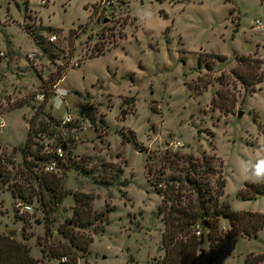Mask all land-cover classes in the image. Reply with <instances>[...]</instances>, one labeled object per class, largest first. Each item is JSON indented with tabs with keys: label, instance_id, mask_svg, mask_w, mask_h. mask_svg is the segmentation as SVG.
<instances>
[{
	"label": "rangeland",
	"instance_id": "1",
	"mask_svg": "<svg viewBox=\"0 0 264 264\" xmlns=\"http://www.w3.org/2000/svg\"><path fill=\"white\" fill-rule=\"evenodd\" d=\"M237 56L260 58L264 73V0H0V160L11 171L0 188V234L18 229L14 238L39 264H56L43 251L67 247L74 264H164L165 194L149 178L160 175L156 155L167 148L215 157L226 181L221 201L264 213V193L241 195L249 183L264 185L248 178L264 160V80L245 90L231 74ZM49 113L74 121L55 129ZM31 119L45 133L40 141L65 142L67 154L61 185L51 191L30 180L33 193L22 201L18 185L32 178L21 152ZM229 228L221 217L219 229ZM259 255L264 229L226 238L213 253L206 229L196 264H249Z\"/></svg>",
	"mask_w": 264,
	"mask_h": 264
},
{
	"label": "trees",
	"instance_id": "2",
	"mask_svg": "<svg viewBox=\"0 0 264 264\" xmlns=\"http://www.w3.org/2000/svg\"><path fill=\"white\" fill-rule=\"evenodd\" d=\"M48 30L51 31V34L54 31L53 28ZM35 41L41 43L37 35ZM47 42L54 44L48 38ZM41 46L47 49L45 43H41ZM103 50V48L97 49L92 54L93 57L103 55ZM262 63L263 61L258 57L237 56V65L231 70V74L244 85L245 90L250 94L254 93L256 85L264 80ZM219 94L220 92L216 93V96ZM216 98L213 99L214 103ZM50 114V119L56 121L57 119L55 120V117ZM56 122L54 128L71 124L61 125L59 119ZM37 123L35 119L30 120V131L25 145L21 148L23 158L29 159L28 165L32 175V178L24 177V187L18 185L22 201H26L25 199L31 197L33 193L31 192L33 183L30 180L45 186L48 190L55 191L61 185L60 178L63 175V172H60L61 167L56 173L44 172V164L56 157L54 154L45 152V150L51 151L55 146L51 148L49 142L40 141L46 136L44 132L36 131ZM42 133L44 134L42 135ZM132 134L134 133L132 132ZM58 143V145L63 146L65 151L67 150L65 142L59 141ZM157 157H160L158 170H161V173L155 179L149 178V180L158 189L159 193L165 194L158 208V214L162 216L164 224L162 239L165 249L164 264L168 260L171 263L174 262V264H196L198 244L206 229H208L211 253L219 246V242L226 238L233 239L240 235L257 238L258 233L264 229V213L236 211L227 201H221V197L225 194L226 181L222 177L221 168L217 170L214 165L215 157L207 155L195 157L193 154H181L179 151L169 148L157 153ZM69 160H72V157ZM148 160H150L149 157L146 167H148ZM3 162H9V159L6 158ZM63 162H61L62 166L64 165ZM4 163L0 160V188L2 184H6L11 180V171L7 169ZM164 169L172 173L166 176L167 173ZM118 170L120 172L121 169ZM148 171L150 173L152 171L150 166ZM214 177H216V180H214ZM160 184L163 187H160ZM262 193H264V185L249 183L241 195L243 200H251ZM63 197L64 194H60L57 200L61 201ZM75 200L77 203H82V205H90L91 197L76 194ZM221 217L227 218L230 222V228L226 233L219 229ZM197 225L201 228L200 234L196 233ZM70 241L73 242L72 239ZM63 250L65 251H49V255H45L46 251H43L42 260L46 257L55 260L70 253L68 247ZM263 260V255H259L255 261H249L248 263L259 264ZM39 262L40 260L31 255V251L25 244L8 234H0V264H39ZM76 262L77 260L73 261V263Z\"/></svg>",
	"mask_w": 264,
	"mask_h": 264
},
{
	"label": "built area",
	"instance_id": "3",
	"mask_svg": "<svg viewBox=\"0 0 264 264\" xmlns=\"http://www.w3.org/2000/svg\"><path fill=\"white\" fill-rule=\"evenodd\" d=\"M39 2V4L41 6H47L49 5L50 3H52L54 0H37ZM106 4H107V7H112L114 6L115 4V0H106ZM258 24L261 25V21H258ZM49 41L51 43H56L58 41V34L57 32H53L49 37H48ZM35 53H29L28 54V57L30 59H33L35 57ZM65 58H67L68 60H70L71 58L69 57V50H66L65 51ZM45 98V95L44 94H40L38 97H37V100H43ZM74 121V117L70 114H67L64 118H62L60 120V124L61 125H67L69 123H73ZM4 124L2 121H0V128L3 127ZM47 149H48V146H47ZM45 152L47 153H51V154H54L56 157L50 161H47L45 164H44V172L46 173H56L59 171L60 167H61V162L65 161V157H66V154L67 152L65 151V149L63 148V146L61 145H57L55 146L51 151L49 150H45ZM160 187H163L162 184H160ZM17 207L20 208L22 211H32V207L31 205H29L28 203H24V202H19L17 204ZM200 226L197 225L196 226V233L197 234H200ZM56 264H74L73 263V260L72 258L69 256V255H64L58 259H55L54 260ZM80 264V263H79Z\"/></svg>",
	"mask_w": 264,
	"mask_h": 264
},
{
	"label": "clouds",
	"instance_id": "4",
	"mask_svg": "<svg viewBox=\"0 0 264 264\" xmlns=\"http://www.w3.org/2000/svg\"><path fill=\"white\" fill-rule=\"evenodd\" d=\"M248 178L254 181H264V160L255 164L254 170Z\"/></svg>",
	"mask_w": 264,
	"mask_h": 264
},
{
	"label": "water",
	"instance_id": "5",
	"mask_svg": "<svg viewBox=\"0 0 264 264\" xmlns=\"http://www.w3.org/2000/svg\"><path fill=\"white\" fill-rule=\"evenodd\" d=\"M239 115H242V111H239ZM18 232V229H8L7 230V234L10 236V237H15L16 234Z\"/></svg>",
	"mask_w": 264,
	"mask_h": 264
}]
</instances>
